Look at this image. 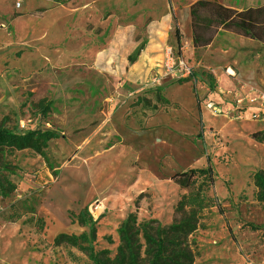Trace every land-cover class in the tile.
Here are the masks:
<instances>
[{"label": "rangeland", "instance_id": "374dc122", "mask_svg": "<svg viewBox=\"0 0 264 264\" xmlns=\"http://www.w3.org/2000/svg\"><path fill=\"white\" fill-rule=\"evenodd\" d=\"M198 1L169 0L172 33L161 62L144 71L143 58L129 72L127 52L146 44L147 20L129 11L137 0H0V125L57 136L45 157L31 150L9 157L14 199L41 191L36 218L45 227L31 215L12 223L0 197V264H93L56 242L90 232L76 219L86 208L99 220L95 250L115 259L129 215L164 227L182 221L188 212L178 205L194 189L172 178L209 165L215 206L187 238L193 264H264V203L254 180L264 174V103H239L264 94L256 75L264 78V42L221 30L207 49L188 52L175 30L179 19L190 32ZM205 1L236 12L264 7V0ZM150 2L162 8L163 0ZM161 14L168 23L170 14ZM116 31L124 35L104 54ZM168 47L182 49L194 75L154 85Z\"/></svg>", "mask_w": 264, "mask_h": 264}, {"label": "trees", "instance_id": "16d2710c", "mask_svg": "<svg viewBox=\"0 0 264 264\" xmlns=\"http://www.w3.org/2000/svg\"><path fill=\"white\" fill-rule=\"evenodd\" d=\"M207 13L208 16H204ZM264 7L236 12L216 2L200 0L190 8L192 43L195 51L207 49L213 43L219 31H231L252 40L264 42V36L259 33L264 28ZM179 41L180 31L175 30ZM145 45L140 46L128 57V64L134 65ZM257 78L264 86L262 73L256 72ZM254 135V139H258ZM54 132L41 130L26 134L18 133L16 128L0 125V197L9 201L10 220L12 223L31 215L35 226L43 230L45 222L36 218L44 194L39 191L31 194L25 200H16L15 182L16 165L9 161L15 152L31 150L43 157L46 156L49 144L56 138ZM52 169V167H51ZM216 172L209 165L203 169H192L176 174L172 181L184 190H193L184 196L178 205L179 211H187L188 215L180 222L164 227L157 220L138 222L134 214L120 225L118 229L119 247L117 256L111 259L108 251L97 252L95 241L99 220L88 214L86 208L76 216L77 222L89 228L88 234L80 237L60 235L56 242L68 244L84 252L93 264H193V254L187 238L197 229L199 215L213 208L214 201L209 196L215 185ZM258 188V200L264 203V174L254 177ZM112 243V238H107Z\"/></svg>", "mask_w": 264, "mask_h": 264}, {"label": "crops", "instance_id": "0c3cea01", "mask_svg": "<svg viewBox=\"0 0 264 264\" xmlns=\"http://www.w3.org/2000/svg\"><path fill=\"white\" fill-rule=\"evenodd\" d=\"M162 8L161 9L157 8V5L151 3L150 0H137V2L129 8V11L130 10L132 11L133 16L136 17L139 22H143L147 20V27H146L147 31L145 34L146 44L137 62L130 67L129 72H133V70L139 68L140 62L143 58H144V63L143 66L141 67L145 69L144 71H147L150 66L151 67L157 66V64L161 62L165 47L167 46L168 41L171 39L170 35L172 33V24H173V16H172V10L170 7L169 0H163ZM121 10L123 11V9ZM166 12L170 14L168 23L163 22L164 19L161 14V13L165 14ZM178 25L180 27L178 44L181 43L180 36L182 34L184 35V38H182V40H186L188 43L187 44L188 52L193 51L194 47L192 43L191 28H190V32L186 34L181 28L179 19H178ZM117 33L120 35H117ZM117 33L116 34L114 33L115 35H117L116 36L117 40L115 39L116 37H114V39H112V41L109 42V44L106 47V50L104 51V54L108 55L113 49V47L116 46V44L118 43V42L116 43V41H118L119 36L122 37L124 35L123 32L122 33L117 32ZM134 45L135 42L133 43V47ZM130 52L132 51L129 50L127 52L128 57L130 55ZM258 88L261 89L260 87Z\"/></svg>", "mask_w": 264, "mask_h": 264}, {"label": "built area", "instance_id": "2783aa9c", "mask_svg": "<svg viewBox=\"0 0 264 264\" xmlns=\"http://www.w3.org/2000/svg\"><path fill=\"white\" fill-rule=\"evenodd\" d=\"M194 75V66L188 56H186L182 49L168 47L165 51V64L163 73L160 75H154L152 77V83L154 85L161 84V82L167 78L176 81H183L190 79ZM255 104L261 102L264 103V94L253 97L252 95L247 98L239 100V103Z\"/></svg>", "mask_w": 264, "mask_h": 264}]
</instances>
